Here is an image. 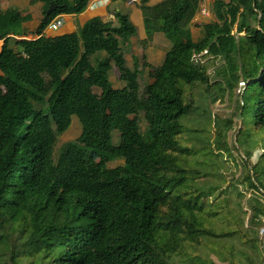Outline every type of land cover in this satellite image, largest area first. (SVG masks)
<instances>
[{"label": "trees", "instance_id": "1", "mask_svg": "<svg viewBox=\"0 0 264 264\" xmlns=\"http://www.w3.org/2000/svg\"><path fill=\"white\" fill-rule=\"evenodd\" d=\"M32 1L45 3L42 32L56 15L80 13L91 0ZM52 2L60 7L48 17ZM202 2L143 0L146 39L162 33L171 42L144 88L140 60L126 57L138 33L129 14L117 11V24L94 17L78 32L29 40L15 36L32 16L0 13V264H174V254L206 236L230 244L223 261L264 264V203L255 200L245 231L241 212L224 201L207 210L213 204L206 198L222 194L218 185L192 187L207 163L202 155L216 167L230 153L225 137L235 120L218 124L216 146L205 143L207 151L181 140L184 118L201 108L188 89L202 86L213 99L214 89L233 94L241 80L247 86L235 113L242 114L237 141L252 147L264 129V0H215L217 19L193 35ZM210 59H220L215 87ZM115 67L121 87L111 79ZM73 116L81 135L56 156ZM118 159L124 164L109 166ZM209 218L223 225L216 229ZM236 237L247 248L235 250Z\"/></svg>", "mask_w": 264, "mask_h": 264}, {"label": "rangeland", "instance_id": "2", "mask_svg": "<svg viewBox=\"0 0 264 264\" xmlns=\"http://www.w3.org/2000/svg\"><path fill=\"white\" fill-rule=\"evenodd\" d=\"M214 2L215 0L208 1L209 6H207V9L210 11V15L205 17L206 21H211L216 18L214 12ZM19 31L24 32L22 28H20ZM30 33L34 34L35 32L33 31ZM241 35L246 36V32H242ZM198 38H200V36H198ZM136 42H138V44L135 43L128 45L126 48V56L129 57V61L133 63V57H136L134 55L136 53L134 46L137 45V53L140 58V66L142 69L140 82L144 88L153 80L151 76L152 72H154V68L158 66L160 60H152V63L150 62V45L147 39H140L139 37ZM3 44L4 40H0V48L3 46ZM143 56H146V59H144ZM219 61L220 59H210L208 62V72L213 77V87H215V84L218 82L217 79H214V73L220 64ZM120 76L121 74L118 68L115 67L112 70L111 79L116 87L122 86ZM241 82L242 80L236 86L233 94L229 92L222 94L221 91L214 89L217 95L213 99L209 98L210 96L207 90L202 86L195 87V89H188L187 94L195 97L198 100V106L201 108L190 113L184 118L185 131L181 137V140L191 148L205 149L207 151L205 143L209 142L212 144L211 142H213L216 146L218 124L223 127L227 120L231 118L235 120V125L225 137V144L229 146V148L231 147L230 153H222L223 157L215 160L219 165L216 167L213 165V157L211 159L210 157L202 155L207 160V163H205L203 166L204 171L201 177L193 182L192 187L193 190L197 189L198 191L204 190L207 192L210 188L218 185L220 189L218 191L216 190L217 192H215L216 194H222H219L218 196L215 195L211 198H206V200H212L211 202L213 204L212 206H208L207 210H216L217 207L215 206V203L224 201L223 203L228 205V209H233L235 214L241 212L240 218L245 221L244 229L247 231L252 229L248 222L253 213V206L256 203L255 200L258 198L264 203V159L261 158L262 154H264V129H259L256 131V133L253 132V134L255 133V143L252 145V147L249 145L250 147L247 148L242 146L240 142L237 141L241 120L239 118L240 115H236L235 113H238L237 105L238 102L242 100L241 95L247 86L241 85ZM203 110H206L208 113L205 114L206 111L202 112ZM210 118L215 119L217 123H213ZM143 128H146L145 123H143ZM81 132L82 123L77 116H73V122L70 129L59 137L55 147L56 156L58 155V152L64 143L76 140L81 135ZM250 144H252V142ZM247 151H250V156L247 154ZM196 158L198 157H195V159ZM124 162V159H118L109 163V166H120L123 165ZM192 163H194V160ZM208 163L212 164V166ZM207 171H211V173L213 172L215 174L205 177L204 174ZM248 175L253 176V181L257 185L262 183L263 188L260 187L258 191L253 189L250 186V181L247 179ZM209 219L212 220L213 218ZM222 220L223 219L220 218L213 219V227L220 229L223 225L222 222H224ZM262 229H264V225L260 228V237L263 239V241H261L263 242L264 246V235L261 233ZM239 232L242 234L243 230H240ZM237 237L233 239L235 250H240L243 247L247 248V246H245L244 243H242ZM244 239L246 240V238ZM229 246L230 244L227 245V242L220 243V241H216L213 237L211 238V236H206L201 239L200 243H187L184 248L185 250L181 249L184 253L174 254L171 261L174 264H197L191 258L200 257L201 261H203L201 264H232V262H229L231 255L230 253L232 251L231 247ZM259 246H261V242H259ZM252 249L253 248L249 249L250 253L255 254ZM220 253H224V255L227 254L229 259L223 261ZM236 254L238 258L246 261V256L241 255L240 253H235V255ZM219 259H221L223 262H220Z\"/></svg>", "mask_w": 264, "mask_h": 264}, {"label": "crops", "instance_id": "3", "mask_svg": "<svg viewBox=\"0 0 264 264\" xmlns=\"http://www.w3.org/2000/svg\"><path fill=\"white\" fill-rule=\"evenodd\" d=\"M163 1L165 0H148V3L150 5H156ZM204 1L205 4H208V1L210 0ZM142 2L143 0H91L84 11L80 13L68 14L65 24L59 32L52 33L50 36L54 37L78 32L88 20L94 17H100L106 22L111 21L117 24L118 18L116 13L117 11H122L129 14L131 20L137 27V36L132 37L130 43L131 45L135 43L138 44L136 41L139 37L140 39L147 38L144 14L141 9ZM44 7L45 3L43 1L33 2L32 0H0V13L10 10L23 16H32L31 20L23 23L21 27L24 31L22 32L23 34H33L30 33L33 31L38 32L44 16ZM191 29L193 35H198V31H200L201 27L199 26L198 28L191 24ZM128 45L126 46L128 47ZM149 45L150 62L152 63V60H160L158 63L159 66L164 60L166 51L171 47V42L167 40L164 34L157 33L154 39L149 42ZM134 49H136V53L134 55L136 58L140 59L137 53V45L134 46ZM143 58L146 59V56H143ZM127 59L129 60V57H127Z\"/></svg>", "mask_w": 264, "mask_h": 264}, {"label": "built area", "instance_id": "4", "mask_svg": "<svg viewBox=\"0 0 264 264\" xmlns=\"http://www.w3.org/2000/svg\"><path fill=\"white\" fill-rule=\"evenodd\" d=\"M67 15L68 14H66V13L56 15L54 17V19L50 22L49 26L46 29H44L42 32H35L34 34H27V35H24L21 37L20 36H16V37L20 38V39L31 40V39H37L41 36H50V34H52V33L59 32V30L62 28V26L66 22ZM209 15H210V11L207 9V6L202 5L199 13L193 19V24L195 26H199V25L203 24L204 22H206L205 17L209 16ZM206 53H207V51H205L203 54H206ZM202 55H195L194 57L199 58ZM240 84L245 85V86L247 85V83L245 81H242ZM261 233L264 235V229L261 230Z\"/></svg>", "mask_w": 264, "mask_h": 264}, {"label": "water", "instance_id": "5", "mask_svg": "<svg viewBox=\"0 0 264 264\" xmlns=\"http://www.w3.org/2000/svg\"><path fill=\"white\" fill-rule=\"evenodd\" d=\"M60 7V4L58 2H52L51 5L49 6L46 16H50L52 13H54L58 8ZM2 35H0V39H2ZM240 120L242 121V114L239 116Z\"/></svg>", "mask_w": 264, "mask_h": 264}, {"label": "clouds", "instance_id": "6", "mask_svg": "<svg viewBox=\"0 0 264 264\" xmlns=\"http://www.w3.org/2000/svg\"><path fill=\"white\" fill-rule=\"evenodd\" d=\"M202 5L209 6L208 4H205V3H204V0H203V2H202L201 6H202ZM200 9H201V7H200ZM199 11H200V10H199ZM198 13H199V12H198ZM198 13H197V14H198ZM197 14H196V15H197ZM210 18H211V17H210ZM210 18H209V19H210ZM208 22H210V21H209V20H207L205 23H208ZM205 23H204V24H205ZM192 24H193V21H192ZM204 24H203V25H204ZM193 25H194V24H193ZM199 26H200V25H199ZM199 26H196V27H198V28H199ZM200 27H201V26H200ZM24 35H27V34H23V35H21V36H24ZM21 36H20V37H21ZM15 37H16V36H15ZM18 39H20V38H18ZM0 40H4V41H5V39H3V38H2V39H0ZM206 51H207V50H206ZM207 53H208V52H207Z\"/></svg>", "mask_w": 264, "mask_h": 264}]
</instances>
